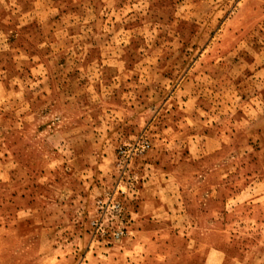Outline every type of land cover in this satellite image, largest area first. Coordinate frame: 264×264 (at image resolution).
<instances>
[{"label": "rangeland", "instance_id": "1", "mask_svg": "<svg viewBox=\"0 0 264 264\" xmlns=\"http://www.w3.org/2000/svg\"><path fill=\"white\" fill-rule=\"evenodd\" d=\"M0 264H264V0H0Z\"/></svg>", "mask_w": 264, "mask_h": 264}]
</instances>
